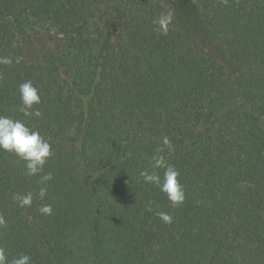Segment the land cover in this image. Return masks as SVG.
Segmentation results:
<instances>
[{
	"label": "trees",
	"instance_id": "obj_1",
	"mask_svg": "<svg viewBox=\"0 0 264 264\" xmlns=\"http://www.w3.org/2000/svg\"><path fill=\"white\" fill-rule=\"evenodd\" d=\"M193 1L199 32L178 0H0V116L53 153L28 176L0 150L9 264H264V0ZM27 81L41 117L19 111ZM154 155L180 173L179 206L140 176Z\"/></svg>",
	"mask_w": 264,
	"mask_h": 264
},
{
	"label": "clouds",
	"instance_id": "obj_2",
	"mask_svg": "<svg viewBox=\"0 0 264 264\" xmlns=\"http://www.w3.org/2000/svg\"><path fill=\"white\" fill-rule=\"evenodd\" d=\"M170 19V17H169ZM0 64L11 65L12 59L9 57H0ZM18 91L21 96L22 104L19 111L24 117H41L42 112L35 105L41 103V98L38 89L31 81L24 82L19 85ZM164 145L171 152L172 145L167 137L163 140ZM0 150L14 153L25 162L26 174L28 176L38 175L43 171L48 159L52 156L51 145L40 135L39 131L30 129L25 123L19 119H13L6 116H0ZM162 152L163 149H158ZM153 171L144 170L140 172V176L147 184L157 186L161 192L167 195L168 200L172 205L179 206L185 201V192L183 185L179 182V171L168 161L164 155H154L152 157ZM156 169H163V177H161ZM53 179L49 172L41 177V182H47ZM47 194L46 188H41L39 197L43 199ZM18 201L20 207L30 206L33 202L32 193L21 197H14ZM152 211L151 207L148 209ZM39 211L45 215L52 214V206L44 204ZM156 215L165 223H171L172 217L163 211H159ZM0 226H5V221L0 216ZM0 264H9L8 258L2 248H0ZM11 264H31V257L28 255H20L13 258Z\"/></svg>",
	"mask_w": 264,
	"mask_h": 264
},
{
	"label": "rangeland",
	"instance_id": "obj_3",
	"mask_svg": "<svg viewBox=\"0 0 264 264\" xmlns=\"http://www.w3.org/2000/svg\"><path fill=\"white\" fill-rule=\"evenodd\" d=\"M177 18L184 27L194 32L201 31L198 9L193 0H178Z\"/></svg>",
	"mask_w": 264,
	"mask_h": 264
}]
</instances>
